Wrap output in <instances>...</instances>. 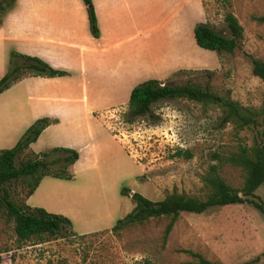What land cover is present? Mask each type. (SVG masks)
Instances as JSON below:
<instances>
[{
  "label": "rangeland",
  "instance_id": "374dc122",
  "mask_svg": "<svg viewBox=\"0 0 264 264\" xmlns=\"http://www.w3.org/2000/svg\"><path fill=\"white\" fill-rule=\"evenodd\" d=\"M202 2L206 23L224 36L230 35L225 15L233 12L244 29L241 49L234 54H218L197 45L193 28L201 16L196 0H134L136 23L129 35L133 32L130 42L135 52L144 53L146 58L140 63L142 75H119L104 83L106 97L96 106L92 132L82 125L81 130L70 127L57 135L60 141H88L84 168L70 187L47 180L35 201L41 200L51 209H71L90 221L108 217L118 220L134 208L131 198L121 194L124 187L152 201H161L174 192L205 199L210 192L205 177L214 165H219L218 172L228 185L242 188L244 172L221 162L241 145H252L257 140L255 130L237 133L232 125H223L221 110L215 105L164 100L152 106L151 114L133 117L127 104L132 86L134 89L157 80L172 86L193 82L229 95L243 107H261L264 83L253 74L249 56L264 61V24L253 19L264 16V0ZM140 18L142 23L138 22ZM142 41H146V48L137 50ZM157 69L159 79H148ZM7 113L6 108H0L3 149L14 147L22 136L18 117ZM28 156L29 152L20 155L17 166ZM63 156L51 154L48 161ZM62 167L59 164L54 169ZM7 188L16 204L27 203V185L17 181ZM256 195L264 204V185ZM168 223L166 217L154 218L119 233L111 231L114 225L86 235H78L70 227L58 238L19 246L14 222L0 211L1 264L193 263L194 258L179 252L181 249L224 264H244L260 256L256 264H264V215L253 204L228 205L203 214L182 213L164 245Z\"/></svg>",
  "mask_w": 264,
  "mask_h": 264
},
{
  "label": "trees",
  "instance_id": "16d2710c",
  "mask_svg": "<svg viewBox=\"0 0 264 264\" xmlns=\"http://www.w3.org/2000/svg\"><path fill=\"white\" fill-rule=\"evenodd\" d=\"M83 1L87 6L91 34L95 38H100L101 33L93 2L92 0ZM15 2L16 0H0V27L3 25L5 14L14 7ZM253 19L264 24V16H254ZM225 22L230 33L229 36L216 32L208 23L198 24L194 29L197 45L218 54H234L240 50L244 37L242 25L231 11L225 15ZM249 57L253 74L264 83V61ZM67 75H69L67 72L52 68L38 57L14 51L11 53L8 72L0 79V94L26 77L54 78ZM177 99L219 107L222 124L232 125L237 133L246 129L256 131L257 140L252 145H241L237 151L232 152L221 162L223 164L227 162L244 172L243 186L241 189H235L228 185L218 172L219 165H214L205 177V182L210 188L205 199L174 192L161 201H152L138 192L131 195V190L124 187L121 194L131 198L134 208L116 222L111 229L115 233L128 227L144 225L150 219L166 217L169 219V223L163 236L165 245L182 213L203 214L213 208L250 203L264 215V204L256 195L259 188L264 185V93L261 107L252 109L243 107L229 95H220L208 87L193 82L172 86L161 84L157 80H150L133 89L128 103L129 112L133 117H144L152 113V106L155 103ZM53 123L49 118L37 120L13 148L0 150V211L6 213L7 218L14 222L16 241L19 246L29 241L35 242L36 245L44 243L52 238L62 236L64 231L73 227L72 221L63 215L50 213L39 207L32 208L27 203L16 204L11 199L7 188L8 184L21 181L29 188L26 194L28 199L46 177L72 179L68 168L79 160L80 156L77 151L68 148H54L40 154L29 151L30 146L38 141L43 131ZM28 152L27 160L17 166V158ZM55 153L64 154V156L48 161V157ZM217 158L219 159V156ZM59 164H62L63 167L57 171L54 167ZM179 252L193 257L194 262L191 264H224L210 261L193 250L181 249ZM260 259L259 256L244 264H256ZM2 260L3 258L0 256V264Z\"/></svg>",
  "mask_w": 264,
  "mask_h": 264
},
{
  "label": "crops",
  "instance_id": "0c3cea01",
  "mask_svg": "<svg viewBox=\"0 0 264 264\" xmlns=\"http://www.w3.org/2000/svg\"><path fill=\"white\" fill-rule=\"evenodd\" d=\"M92 2L98 18L100 38L91 34L87 6L83 0H16L0 27V76L4 77L8 72L14 51L38 57L52 68L69 74L54 78H23L0 94V108L8 110L6 116L10 117V111L18 117V130L21 129L22 136L39 119L49 118L54 122L30 146V152L40 154L54 148H68L79 153V160L70 167L72 180L46 177L27 201L32 208L42 206L39 208L44 207L50 213L69 218L78 235L110 229L119 219L108 217L90 221L71 209H51L43 201H35L47 180L70 187L77 182V172L84 168L82 160L88 141H60L57 135L70 127L81 130L82 125L92 132L94 111L101 99L106 97L104 83L117 79L119 75H142L140 63L146 59L144 53L135 52L134 43L130 42L134 35L133 32L129 35V30L136 23L134 0ZM195 7L200 10L201 18L194 24L193 31L198 24L206 23L202 0H196ZM138 22L142 23L143 19H138ZM146 45V41H142L137 50H144ZM155 71L148 79H159L160 72L158 69ZM133 87L130 90L133 91Z\"/></svg>",
  "mask_w": 264,
  "mask_h": 264
},
{
  "label": "water",
  "instance_id": "95a60500",
  "mask_svg": "<svg viewBox=\"0 0 264 264\" xmlns=\"http://www.w3.org/2000/svg\"><path fill=\"white\" fill-rule=\"evenodd\" d=\"M132 195V194H131Z\"/></svg>",
  "mask_w": 264,
  "mask_h": 264
}]
</instances>
